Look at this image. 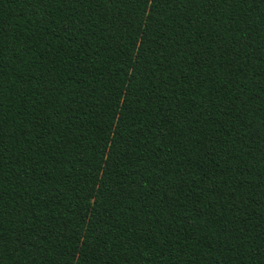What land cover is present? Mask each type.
Masks as SVG:
<instances>
[{
    "label": "trees",
    "instance_id": "16d2710c",
    "mask_svg": "<svg viewBox=\"0 0 264 264\" xmlns=\"http://www.w3.org/2000/svg\"><path fill=\"white\" fill-rule=\"evenodd\" d=\"M0 264H264V0H0Z\"/></svg>",
    "mask_w": 264,
    "mask_h": 264
}]
</instances>
